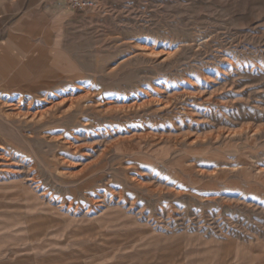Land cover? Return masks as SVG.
<instances>
[{"label":"rangeland","instance_id":"rangeland-1","mask_svg":"<svg viewBox=\"0 0 264 264\" xmlns=\"http://www.w3.org/2000/svg\"><path fill=\"white\" fill-rule=\"evenodd\" d=\"M0 264H264V0H0Z\"/></svg>","mask_w":264,"mask_h":264},{"label":"built area","instance_id":"built-area-1","mask_svg":"<svg viewBox=\"0 0 264 264\" xmlns=\"http://www.w3.org/2000/svg\"><path fill=\"white\" fill-rule=\"evenodd\" d=\"M73 10L84 12L95 7L96 0H64Z\"/></svg>","mask_w":264,"mask_h":264},{"label":"bare ground","instance_id":"bare-ground-1","mask_svg":"<svg viewBox=\"0 0 264 264\" xmlns=\"http://www.w3.org/2000/svg\"><path fill=\"white\" fill-rule=\"evenodd\" d=\"M70 100H72V99H64V100H62L60 103H58L57 105H51L52 107H50V108H48L45 112H42V113H40L39 115H31V117H30V121H35V120H39V121H42L44 118H46L52 111H54L55 109H57L58 108V106L59 105H63V104H65V103H69V101ZM78 102V101H77ZM74 104V103H73ZM72 103H71V107H73L74 105H73ZM138 108V107H137ZM70 109H72V108H70ZM29 115V114H28ZM20 116V115H19ZM47 138H49V137H47ZM54 138V137H53ZM53 140V139H52ZM55 140V139H54ZM67 140V139H66ZM122 141V140H121ZM67 143V142H66ZM68 144V143H67ZM72 144V143H71ZM73 144H75V143H73ZM117 144V143H116ZM119 144V143H118ZM71 147V146H70Z\"/></svg>","mask_w":264,"mask_h":264}]
</instances>
